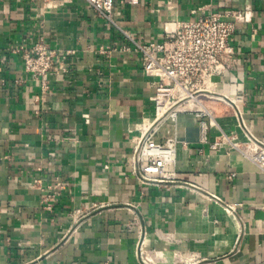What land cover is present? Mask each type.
<instances>
[{
	"label": "crops",
	"instance_id": "crops-1",
	"mask_svg": "<svg viewBox=\"0 0 264 264\" xmlns=\"http://www.w3.org/2000/svg\"><path fill=\"white\" fill-rule=\"evenodd\" d=\"M116 3L117 23L142 42L162 40L178 20L249 7L230 39L236 61L204 98L215 120L208 137L221 129L245 142L240 113L264 142V0ZM37 34L71 51L46 91L21 58ZM122 42L83 0L50 10L0 0V264H264V173L200 142L193 113L157 123L161 141L177 139L172 180L140 183L131 172L133 139L154 114L153 78ZM53 176L64 185L47 209ZM223 205H234L242 233Z\"/></svg>",
	"mask_w": 264,
	"mask_h": 264
},
{
	"label": "built area",
	"instance_id": "built-area-1",
	"mask_svg": "<svg viewBox=\"0 0 264 264\" xmlns=\"http://www.w3.org/2000/svg\"><path fill=\"white\" fill-rule=\"evenodd\" d=\"M75 0H42L47 10L65 6ZM98 17L116 26L123 36L118 50L139 54L142 72L152 77L153 117L144 118L140 134L133 139L130 157L131 172L140 183H159L172 180L175 176L177 139L169 137L161 141L158 137L157 123L162 118L175 120L180 111L194 114L199 128V141L207 143L209 148L236 150L249 159L264 173V142L255 137L238 120L246 136L241 143L233 132H219L209 139L208 131L215 123L211 110L204 98L214 97L213 78L221 76L236 61L234 46L230 43L236 23L250 21V9L236 10L230 13L208 11L194 19L178 20L170 29H164L162 40L139 41L130 31L120 26L115 18L116 0H83ZM137 3L138 0H119V3ZM111 49L101 48L108 54ZM71 51L49 49L42 34H37L35 42L21 53L23 69L40 81L42 91L48 89L47 76L64 71V61ZM204 97V98H203ZM160 112V114H159ZM238 112V110H237ZM40 181L39 179L37 182ZM58 176L43 189V202L47 209L50 202L57 200L63 190ZM217 203L222 200L213 196ZM226 212L233 215L238 233H242L243 223L233 214L234 205H223Z\"/></svg>",
	"mask_w": 264,
	"mask_h": 264
},
{
	"label": "bare ground",
	"instance_id": "bare-ground-1",
	"mask_svg": "<svg viewBox=\"0 0 264 264\" xmlns=\"http://www.w3.org/2000/svg\"><path fill=\"white\" fill-rule=\"evenodd\" d=\"M159 114H160V112H159Z\"/></svg>",
	"mask_w": 264,
	"mask_h": 264
},
{
	"label": "rangeland",
	"instance_id": "rangeland-1",
	"mask_svg": "<svg viewBox=\"0 0 264 264\" xmlns=\"http://www.w3.org/2000/svg\"><path fill=\"white\" fill-rule=\"evenodd\" d=\"M204 98V97H203Z\"/></svg>",
	"mask_w": 264,
	"mask_h": 264
}]
</instances>
